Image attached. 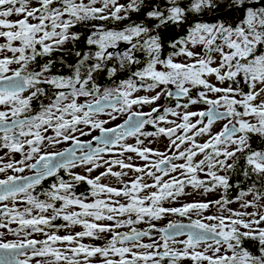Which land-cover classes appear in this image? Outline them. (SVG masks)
I'll return each mask as SVG.
<instances>
[{"label":"snow or ice","instance_id":"1","mask_svg":"<svg viewBox=\"0 0 264 264\" xmlns=\"http://www.w3.org/2000/svg\"><path fill=\"white\" fill-rule=\"evenodd\" d=\"M262 225L264 0H0V264H264Z\"/></svg>","mask_w":264,"mask_h":264},{"label":"rangeland","instance_id":"2","mask_svg":"<svg viewBox=\"0 0 264 264\" xmlns=\"http://www.w3.org/2000/svg\"><path fill=\"white\" fill-rule=\"evenodd\" d=\"M121 3H126V0H120ZM141 94H144V93H141ZM160 103H164L163 100L160 101ZM144 111H148L149 108L148 107H145L143 109ZM123 117L120 119V120H117V121H114L112 122L111 125L109 126H115V124H118V123H121L123 122ZM219 128V125L217 126V130ZM152 130V129H151ZM98 133H93V135H97ZM85 139H88L87 137ZM129 143H134V139H129L128 141ZM167 144V140L166 139H161V141H158L157 143H154V144H151L150 146L153 147V148H160L161 150H163L164 148V145ZM20 157L17 155L16 156V159H19ZM118 170V169H117ZM76 171H80L79 169H77ZM97 173H93V175H96ZM204 178V177H202ZM105 182H111L113 184H115V181L114 180H108L106 179ZM187 192H192L193 194L190 195V196H186V197H182L181 198V202H191L193 200H216V199H219L220 198V191L217 190L216 192H213V193H207V194H201L202 190L201 191H196V192H193V190L191 188H188L186 189ZM250 198V197H249ZM230 208L232 209H237V210H241L240 209V205L238 202L236 203H232L229 205ZM213 211H215V209H213ZM247 211H252V209H247ZM195 218V217H194ZM168 219H179V218H176V217H171V218H166L164 221H160L158 222L159 226H163L164 224H166L168 222ZM264 226V225H262ZM15 227V225H14ZM139 227L141 228H144L146 227V225H140ZM82 230L81 228L77 227L76 229H74L73 231H80ZM121 231H126V229H121ZM60 235H64L65 234V231L64 230H61V232L59 233ZM38 238H43V237H38ZM157 239H159V237L157 236L156 237ZM179 239H184V237H179ZM84 243H94V244H99L101 243V241H92V240H89V239H85L83 241ZM145 242H149L147 240H145ZM96 264H100V261L97 259L96 261ZM183 264H192L191 261H184Z\"/></svg>","mask_w":264,"mask_h":264},{"label":"trees","instance_id":"3","mask_svg":"<svg viewBox=\"0 0 264 264\" xmlns=\"http://www.w3.org/2000/svg\"><path fill=\"white\" fill-rule=\"evenodd\" d=\"M139 18H142V14H139V15H138V14H135V13L132 14V19H139ZM106 23H107V22H106ZM127 23H128V21L116 22V23H114V24H112V25H110V26H119V25L127 24ZM79 47H80V48H83L84 45L81 44V45H79ZM58 55H59V53L54 54V56H58ZM68 59H69V63H73V62H74V58H73V57H69ZM173 103H174V102H173ZM147 130H151V127H150V129H147ZM257 143H259V141H257ZM255 146H256V145L254 144V147H255ZM238 179H241V177H239L238 175H234V176H233V181H236V180H238ZM46 183H47V182H46ZM242 187H243V185H242ZM85 189H86V186L82 185V186L78 189V191L85 190ZM229 195H230L233 199H235V196L237 195V193L233 190V191H230ZM184 222L187 223L188 221L185 219ZM57 223H60V221H57Z\"/></svg>","mask_w":264,"mask_h":264},{"label":"water","instance_id":"4","mask_svg":"<svg viewBox=\"0 0 264 264\" xmlns=\"http://www.w3.org/2000/svg\"><path fill=\"white\" fill-rule=\"evenodd\" d=\"M126 47H127V46H125V45H121L119 49L114 50V51L119 52V51L125 49Z\"/></svg>","mask_w":264,"mask_h":264},{"label":"flooded vegetation","instance_id":"5","mask_svg":"<svg viewBox=\"0 0 264 264\" xmlns=\"http://www.w3.org/2000/svg\"><path fill=\"white\" fill-rule=\"evenodd\" d=\"M68 48H71L72 47V45L71 44H69L68 46H67ZM147 129H150V126H148L147 127ZM186 237H184V239H185Z\"/></svg>","mask_w":264,"mask_h":264}]
</instances>
